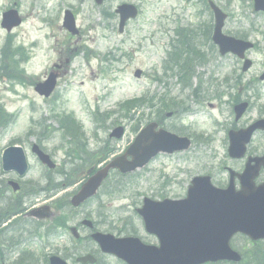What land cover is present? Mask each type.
<instances>
[{
  "label": "rangeland",
  "instance_id": "374dc122",
  "mask_svg": "<svg viewBox=\"0 0 264 264\" xmlns=\"http://www.w3.org/2000/svg\"><path fill=\"white\" fill-rule=\"evenodd\" d=\"M213 1L225 13L227 10L232 14L233 18L225 25L226 34L247 37L257 44L259 52L249 54L256 60L251 72L263 69L264 15L251 14L245 0ZM120 2L133 3L140 8L138 20L130 22L126 34L122 36L117 35V22L107 23L100 14L102 11H113ZM10 6L17 8L23 23L12 31L11 47H5L7 34L0 27V65H5V72L11 76L3 77L0 73V156L2 149L14 139L26 140L25 130L31 127L35 134L40 132L39 125L32 126L31 117L34 122L39 121V124L45 119L44 127L58 131L53 135L57 140L47 146L56 161L64 159L65 154L76 152L74 145L66 144L61 147L63 131L59 122L48 120V116L53 113H58L59 117L60 113H71L83 127L88 147L85 149L83 141L81 142L82 157H89L101 150L109 131L116 126L124 127L125 134L120 141H112L107 145L114 151L113 157L124 153L149 122L160 124L170 133L188 135L193 140L192 148L183 154L173 157L158 156L145 168L131 175L110 174L98 199L83 211H89V218L98 221V231L105 233L111 229L113 235L119 236L114 231L118 230L124 233L120 236H126L125 234L131 235L134 230L142 241L156 244L155 238L144 233L141 221L134 213L141 206L143 198L157 201L162 198L178 200L185 196L194 177L210 176L213 184L219 187L226 184V173L223 171L225 166L235 171L242 169L241 162H232L226 157L225 132L222 130L234 127L231 106L225 100H208L216 92L215 85L227 80L226 76L231 78L239 75L240 70L235 73L231 61L221 60L210 42L198 38L197 45L203 62L197 69L198 77L191 78L190 83L193 90L198 84L199 94L196 97L202 100L195 103L192 99L187 100L190 95L188 89L177 85L176 79L179 77L168 62L172 46L170 40L174 44L178 41L173 34L177 18L181 19L178 23L181 29L197 31L196 34L203 37L200 30L209 18L201 0H105L100 6L102 8L95 6L92 0H0V19L2 12ZM65 10L76 12V26L88 37L82 41L70 39L61 28ZM252 27L259 30V34L252 33ZM83 49L88 51L84 52ZM16 53L25 60L18 67L19 57ZM69 55L74 57L73 62L66 70L65 78L59 81L57 98L54 100H41L34 93L33 86L26 84L24 80H17L23 76L25 80L41 81L54 62L60 60L65 63ZM124 55L128 58L125 59ZM110 58H113V62H107ZM117 59L120 61H115ZM162 66L168 67L164 74ZM13 70L14 73L10 74ZM136 70L143 73L137 80L133 77ZM251 77L254 76H244L246 80ZM144 94L148 99L142 106L131 110L129 118H124L123 113L118 111L119 103ZM160 99L168 104L183 102L185 107L196 109V115L189 117L190 114L181 113L165 119L157 111L161 109ZM211 104L213 107L210 109ZM96 107L99 114L111 111L114 114L96 122L92 116ZM171 107L176 108L175 105ZM10 115L12 117H7ZM221 116L224 118L223 126L217 123ZM198 141L204 142L200 148ZM255 142H258V138ZM33 160L31 157V161ZM31 166L34 168L35 165ZM32 179L33 176L28 175L27 180ZM67 239L68 236L63 234L50 238L52 242L48 249L43 248L41 241H36L26 252L32 255L34 262L44 264V255L61 253L66 244L69 247ZM83 248L86 252L94 253L101 264H121L110 256L102 255L92 243ZM232 248L244 254L240 264H249V256L245 253L251 248L246 241L235 239Z\"/></svg>",
  "mask_w": 264,
  "mask_h": 264
},
{
  "label": "flooded vegetation",
  "instance_id": "af4514ba",
  "mask_svg": "<svg viewBox=\"0 0 264 264\" xmlns=\"http://www.w3.org/2000/svg\"><path fill=\"white\" fill-rule=\"evenodd\" d=\"M209 1L210 0H207L206 4ZM246 3L249 4V11L251 14L255 13L253 10V0H247ZM117 7L118 6H116L113 11L107 10L100 13L106 15L109 22L118 21L119 17L115 12ZM208 8L209 7H207L206 10L208 11L207 15L209 19L207 23L202 24L203 30L201 35L203 37H201V39L211 43L214 24L212 12L210 8ZM225 11L226 13L223 11L226 14L223 24V32L225 31L227 21L233 18L230 12L227 10ZM251 32L259 34V30H256L254 27H252ZM84 35L86 34H84L83 30L78 28L76 40H82ZM198 38H200L199 35L190 33L184 40L190 47H195L197 46ZM244 38L245 40H250L247 37ZM182 46L184 50V45ZM258 52V46L255 42H253L251 49L244 51L241 57L239 55H235L234 53H230L220 58L225 62L231 61L233 71H238V69L240 70L242 67L248 66V72H251V70L254 69L256 60L252 57V55L249 56V54H256ZM73 58V56L69 55L65 60V63L60 60L56 63L54 62L51 68H49V70H47L44 74V77L49 73H54L58 80L65 78L64 76L67 74L66 70L73 62ZM248 61L250 62L249 64L247 63ZM260 71L262 72L261 76H255V79H250L248 82L244 80L243 76L235 75L234 80L227 78L224 82L219 83L223 95L231 94L229 103L232 107L235 102L236 104L244 102L247 104L246 111L241 115L240 119L236 123L238 124L237 131L244 130L257 120L264 119V101L258 105L253 102L257 93H261L264 96V81L260 80L261 78H264V68ZM256 138H258V142H255ZM49 140L50 138L48 136L43 135L41 140L36 144L45 152V147L49 143ZM14 144H20V146L23 147L25 143L18 139L14 142ZM29 145L30 144H28V146ZM263 153L264 133L256 131L253 133L250 142L246 146V156L255 157L260 156ZM31 163L35 166L32 168L29 165L26 175L32 173L36 179L35 182H28L25 177L20 178L15 172L4 173L0 169V263H7L15 259L16 253L14 248H18L19 246L25 248L29 247L33 241L32 236L34 231L45 229L44 232L47 237L53 221L57 219H64L63 213L68 207L69 199L72 198L80 185L75 182L78 176H81L82 170L81 167L75 165L74 161H59L58 165H56L53 169H48L36 158L35 161H32ZM31 168L34 169V171H32ZM11 182L17 184V190H14V187L10 185ZM51 184L54 185V188L51 187ZM55 189L58 191H55ZM36 209L40 210V217L37 216V219L33 217L34 215H30V213ZM51 211L55 215L53 220L50 215ZM73 211L75 210L70 209V212ZM65 222L66 219H64V224ZM18 234H21L22 237H18ZM86 244L88 243L83 242V245L81 243L73 245L69 251L66 250L67 245H65L61 253H55V255L67 264H82L79 262V259L83 257V247H85ZM46 245L48 248L51 247L48 241L46 242ZM26 257V254H22L16 260V263L7 264H25ZM45 264H50L49 258H47ZM94 264H101V260L96 258V262Z\"/></svg>",
  "mask_w": 264,
  "mask_h": 264
},
{
  "label": "water",
  "instance_id": "95a60500",
  "mask_svg": "<svg viewBox=\"0 0 264 264\" xmlns=\"http://www.w3.org/2000/svg\"><path fill=\"white\" fill-rule=\"evenodd\" d=\"M98 4L101 0H95ZM256 9H261V6L256 5ZM122 19L121 25L128 19L134 18L136 16V10L131 7L124 5L119 8ZM216 25L213 41L220 45L224 50H234V43L230 42L228 38L222 37L220 35V30L224 17L216 10ZM20 20L16 17L14 12L3 15L2 26L8 31L17 25H19ZM65 27L69 29L70 32L75 33L74 24L72 17L67 14L65 19ZM239 43V42H238ZM138 76V73L135 74ZM54 86V77H50L48 81L44 84L38 85L36 91L40 95L47 97L52 91ZM154 125L147 126L140 135L135 139L134 143L128 148L126 153L112 161L104 169L98 171L94 176H92L81 188L79 194L73 199L72 203L76 205L81 203L90 196H92L101 182L107 176L108 170L117 169L121 173L133 172L138 168L143 167L148 161L154 157L158 152L162 151H174L176 149L186 148L188 143L183 140H178L174 136L168 135L163 132L158 134H153L152 129ZM122 128H117L112 133V137L120 138L122 136ZM232 156L240 157L237 152H232ZM131 157L130 161L126 160V157ZM42 161H47L48 159L42 155H39ZM22 155L19 150H11L7 152L4 156V162L9 161H21ZM20 163L16 168L20 167ZM193 185L189 188L187 199L178 203H173L165 201L156 206L149 200H145L144 207L139 210L138 213L142 217L146 231L150 234L156 235L160 240L172 223V217L174 215L181 216L185 215L187 211L192 207L196 209L195 203L197 202V185L200 181L194 180ZM243 193V192H240ZM241 195V194H238ZM237 200L229 201L228 209L233 211V208H237ZM178 231L179 236L173 241L178 245L170 247L162 242L160 249L146 247L140 243L138 239H122L116 240L110 235H100L96 234L93 239L97 241L104 253L113 254L116 257L122 259L127 264H201L206 261H216L221 259L237 260L238 256L231 252L228 248V240L230 236L223 237H212L209 235L206 238L194 239L189 236V240L182 234L181 228L175 229ZM260 237H264V230ZM230 235V234H229ZM251 235H256L252 233ZM171 235L168 234V237ZM173 255L175 260L173 262L166 261L167 257ZM166 261V262H165Z\"/></svg>",
  "mask_w": 264,
  "mask_h": 264
},
{
  "label": "trees",
  "instance_id": "16d2710c",
  "mask_svg": "<svg viewBox=\"0 0 264 264\" xmlns=\"http://www.w3.org/2000/svg\"><path fill=\"white\" fill-rule=\"evenodd\" d=\"M263 259L261 260L260 264H264V256L262 257ZM259 263V262H258Z\"/></svg>",
  "mask_w": 264,
  "mask_h": 264
}]
</instances>
